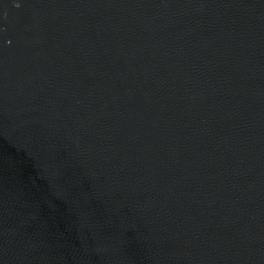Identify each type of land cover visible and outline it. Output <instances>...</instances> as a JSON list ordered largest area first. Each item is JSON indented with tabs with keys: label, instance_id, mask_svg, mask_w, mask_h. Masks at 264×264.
<instances>
[{
	"label": "water",
	"instance_id": "95a60500",
	"mask_svg": "<svg viewBox=\"0 0 264 264\" xmlns=\"http://www.w3.org/2000/svg\"><path fill=\"white\" fill-rule=\"evenodd\" d=\"M0 264H264V0H0Z\"/></svg>",
	"mask_w": 264,
	"mask_h": 264
}]
</instances>
